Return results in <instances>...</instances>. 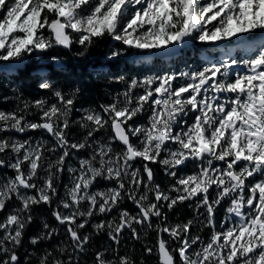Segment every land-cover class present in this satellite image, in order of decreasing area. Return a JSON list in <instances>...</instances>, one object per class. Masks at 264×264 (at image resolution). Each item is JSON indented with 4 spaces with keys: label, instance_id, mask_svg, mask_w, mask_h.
I'll use <instances>...</instances> for the list:
<instances>
[{
    "label": "rangeland",
    "instance_id": "rangeland-1",
    "mask_svg": "<svg viewBox=\"0 0 264 264\" xmlns=\"http://www.w3.org/2000/svg\"><path fill=\"white\" fill-rule=\"evenodd\" d=\"M42 7L59 17L68 28V35L72 38L84 39L102 31H108L115 39L135 48L131 57L136 60L135 63L141 62L144 67H148L150 62V55L144 52L161 46L165 38H172L170 31L172 23L169 20L171 18L176 20L175 15L186 16V25L196 33V41L201 46L212 49V53L202 52L200 54L203 62L198 68L171 69L165 75L160 76L157 81L151 70H147L146 75L139 80L138 84L135 85V81L130 79L126 85L127 89L120 91L128 96V91L136 86V90L131 91L136 95H133L130 101L127 97H119L107 102V112L111 114L109 123L117 119L124 123V127L132 136L133 149L140 159L153 158L155 153L162 148L161 138L164 135H171L174 138L182 137L181 133L170 134L166 125L170 121H177L182 114L181 111L191 108V100L195 98L196 83L202 76L212 79L213 89L208 97H199L200 108L205 106L211 111H216L222 94L235 93L234 90L243 87L246 82L253 83L260 78L261 96L264 94L262 80L264 75V0H0V73L13 75L15 68H7L4 65L21 56L27 58L28 63L63 66V61L58 56L45 55L49 47H52L53 36L52 33L45 32L48 19L41 15ZM256 44L258 46H255ZM116 51L117 49L114 52ZM39 69L43 71V74L46 73L44 68ZM97 70L94 69L93 73L98 74ZM148 102L151 109L149 116L145 117V123L134 122V112L138 110L143 112V107ZM38 109L40 118L52 122L57 127V131L61 133L62 123L60 121L65 120V108L60 107L58 110L39 105ZM79 111L84 113L83 120L88 121L89 119L102 127H99L101 133L95 137V141L90 139L89 142L92 148L87 150L92 151L93 157L87 158V152L83 158L75 157L77 146L71 155L72 145L70 143L69 147L68 144H64V148L60 147L55 152L59 155L58 160H63V167H66L65 173L68 178V182L63 185L64 193L61 194L59 201L62 217L67 222H73L74 218L79 219L76 228L82 225L83 217L89 216L96 198L102 196L97 210L100 214L103 211L102 208L105 209L108 202H112L111 199L117 196V189L106 185L100 190L93 189L94 185L89 184L90 178L98 174L96 179H99V184L100 181L105 183V174L118 179L119 175L115 174V171L127 170L130 166L127 162L125 148H118V145L111 143L112 137L107 133L108 118L103 114L99 115V110L94 106H87ZM49 112L54 115L55 119L47 116ZM137 116L142 118L143 113L138 112ZM210 120L209 115L200 111V127L194 143L203 146L211 140L218 139L223 144L214 155L237 158V153H240L237 146L244 140L245 135L242 129L239 126L227 129L225 119H221L220 127L202 126L203 122L209 124ZM15 124L16 122L13 123ZM30 125L32 124L28 126ZM9 126L10 124L8 128ZM20 126L23 127L24 124L21 123ZM33 127L38 128L35 123ZM191 133V131L187 133L188 137L192 136ZM88 134L89 131L80 140H85ZM261 135L263 136L261 155L264 156V112L261 114ZM7 138L8 142L7 140L2 141L0 153L10 150L12 153L17 152L18 158H14L12 164L8 165L14 176L9 173L3 177L0 174V206L3 205L4 199L9 202L14 200L21 205L30 200L34 201V197L36 200H46L49 168L38 176L40 180L38 186L30 180V175L35 168H38L34 161L38 150L36 146H33L34 140L29 138L30 145L23 144L24 149L20 150L21 143L17 139L10 138V136ZM99 143L110 148L107 153L105 149L99 152ZM241 144L245 151H250L254 147L251 143ZM224 148L228 151L225 152ZM166 150L170 152L172 149L167 148ZM78 151L81 153L80 148ZM182 153H168L166 156L168 164L173 163L179 158L178 154ZM7 158L4 156L5 160ZM1 159L2 157L0 168L5 166L4 160ZM99 161L104 167L101 172H97L99 168L96 170L94 167L97 162L99 164ZM22 162H26V169L19 172ZM205 163L208 165V160H205ZM261 164L264 165V157L261 158ZM54 165L55 161L52 163L53 177L57 176L62 168L60 166L55 169ZM211 171V167L202 170L204 174ZM165 174L168 176L169 171ZM132 178L131 175L130 183H132ZM141 197V202H143L145 195ZM156 197L160 200L162 195H157L156 192ZM75 198L84 201L85 209H80L74 216V213L69 210H74L71 199ZM144 208L150 211L152 203ZM122 215L127 222L126 213L123 212ZM15 221L16 219L11 215L0 216V245L10 238L9 231ZM90 226L96 228L99 224L94 221ZM261 239L263 240H251L257 245L256 252L249 258L240 256V260H231L230 257V254L234 252L235 246L232 245L234 240L230 242L221 240L222 243L215 246L210 240L201 249L189 250L186 246L183 247V242L175 240L174 249L179 264H207L209 262L212 264H264L263 214L261 215ZM226 241L231 247L225 243ZM224 246H227L228 251L222 253ZM100 263L111 264V260L105 256L100 259Z\"/></svg>",
    "mask_w": 264,
    "mask_h": 264
},
{
    "label": "trees",
    "instance_id": "trees-1",
    "mask_svg": "<svg viewBox=\"0 0 264 264\" xmlns=\"http://www.w3.org/2000/svg\"><path fill=\"white\" fill-rule=\"evenodd\" d=\"M41 15L47 17L48 21L57 17L55 13H49L45 7H42ZM173 31L176 35L173 42L153 49L155 53L152 65L157 70H162L163 65L171 60L173 62L183 59L190 61L200 50L192 43L187 28H181L178 25V28H173ZM116 49L118 55L110 58ZM53 50L64 63L61 67L50 65L49 73L46 75L47 77L49 75L56 90L55 103L60 105L62 101H71L64 123V133L66 135L71 133V138H74L72 134L74 133L79 139L86 132L91 131L87 138L93 139L99 134V127L102 126L92 124L86 119H79V113L74 109L95 106L104 111V106L114 92L125 89L133 75L136 76L135 81H138L146 69L135 65L129 59L132 50L119 40H115L108 31H102L84 39L74 38L69 46L64 48L55 45ZM165 55L170 58L164 60ZM95 65L106 67L104 70H97L98 74H95L92 68ZM20 76L23 78L22 95H19L21 90L16 81L17 77L13 82H7V94L12 97L7 100V108L9 111L16 112L17 107L22 106V115L28 116L32 113L35 120L39 121L41 119L38 116L39 113L34 109L36 98L43 99L46 94V102H49L52 98L50 89L38 87V76L28 74L27 69ZM12 83H14L13 88H11ZM2 84L3 82L0 81V86ZM24 98H28V102ZM103 114L106 115L107 111ZM83 122H85L84 126ZM84 127H87V130ZM107 128L110 132L109 121ZM92 129L96 130L92 131ZM114 143L117 144L116 141ZM1 154L9 155V159L13 156L10 150ZM0 173L5 177L12 172L10 168L4 166L1 167ZM138 173L139 178L142 177L144 181L148 179V175L152 178L156 177V182L160 186H164L167 179L157 161L139 163ZM62 179H64V173L54 178L55 190L47 193L49 198L45 201L30 200L25 205H21L14 200L12 202L3 200L0 216L13 215L16 221L9 231L10 238L0 245V264H101L100 259L105 256L110 258L111 264H160L156 254L157 241L162 231L160 217L154 223L149 224L148 221L142 224L137 223L135 228H133L134 224H127L120 217L121 209L133 212L134 200L137 199L139 191L129 184L128 178V181L124 179L125 187L118 197V205L108 207L96 216L95 222L99 223V227L91 228V217L84 222L85 225L80 226L81 240H74L68 232V237L65 235L64 229L67 228V223L62 218L58 203L61 194L64 193ZM112 183L114 182L109 179L108 184ZM190 211L192 210L187 204L181 202L176 203L170 210L164 209V214L169 220L185 222L188 216L192 215ZM117 227L120 231H116ZM188 229L191 233L193 230L201 234L209 232V229L202 225L189 224Z\"/></svg>",
    "mask_w": 264,
    "mask_h": 264
},
{
    "label": "water",
    "instance_id": "water-1",
    "mask_svg": "<svg viewBox=\"0 0 264 264\" xmlns=\"http://www.w3.org/2000/svg\"><path fill=\"white\" fill-rule=\"evenodd\" d=\"M48 30L53 33V39L56 42V44H60L61 42H64L65 45H68L70 42L69 37L66 34V28L65 25L60 22L59 20L52 21L48 25ZM22 62V60H20ZM206 81H204L205 83ZM41 128L46 130L47 132L53 131V126L49 122H42L40 124ZM112 131L114 133V136L116 139L123 145L127 147V158L130 161H134L136 158L135 153L132 151L130 144H129V137L126 134L125 129L122 128L121 123L119 121H116L112 124ZM202 153H208V150L204 148L199 155ZM253 248L250 250L252 251ZM159 257L162 264H173V260L169 255V252L167 251L166 247L163 246L162 242H159Z\"/></svg>",
    "mask_w": 264,
    "mask_h": 264
},
{
    "label": "flooded vegetation",
    "instance_id": "flooded-vegetation-1",
    "mask_svg": "<svg viewBox=\"0 0 264 264\" xmlns=\"http://www.w3.org/2000/svg\"><path fill=\"white\" fill-rule=\"evenodd\" d=\"M27 61L29 62V60H27V58H24V62H26V64H27ZM17 62V61H16ZM16 62H15V64H16ZM16 65H20L19 63L18 64H16ZM28 65V64H27ZM19 67H21V66H19ZM25 67V64H24V66H22L21 68H20V71L19 72H21L22 70H23V68ZM19 70V69H18ZM2 79L0 78V81H1ZM22 84H23V79L19 82V89L21 90V86H22ZM7 90V88L5 87V83L4 84H2V86H0V114L2 115V121H4L5 119V116H6V114L8 113V111H7V109H6V99H7V94H6V91ZM19 95H22V90L19 92ZM17 112L19 113V116L21 115V113H22V106H18V109H17ZM18 116V117H19ZM5 125V124H4ZM0 126H3V124H1ZM6 131V130H5ZM3 130H2V132H1V136H0V138L1 137H4V141L6 140V135H3ZM51 137L53 136V135H50ZM2 142V140L0 139V143ZM24 166V167H23ZM22 169L24 170L25 169V165H24V163H22ZM39 173V174H38ZM42 175V171H41V168H35V170H34V175L32 176L33 178H34V181H35V183L36 184H39V180H38V176H41ZM50 181V180H49ZM51 185V184H50Z\"/></svg>",
    "mask_w": 264,
    "mask_h": 264
},
{
    "label": "bare ground",
    "instance_id": "bare-ground-1",
    "mask_svg": "<svg viewBox=\"0 0 264 264\" xmlns=\"http://www.w3.org/2000/svg\"><path fill=\"white\" fill-rule=\"evenodd\" d=\"M27 30V29H26ZM21 31H23V30H21ZM47 72L48 71H46V73L45 74H43V77L45 78V77H47L46 75H47ZM26 145V144H25ZM109 148V147H108ZM110 149V148H109ZM110 152V151H109ZM96 158V157H95ZM92 163V162H91ZM95 163V162H94ZM95 167V169H96V166H94ZM97 170V169H96ZM97 172H99L98 170H97ZM39 174V173H38ZM98 176V174H96L95 176H94V178H95V180H96V177ZM91 178H93V177H91ZM29 184V183H28ZM179 245V244H178ZM177 246V245H176Z\"/></svg>",
    "mask_w": 264,
    "mask_h": 264
}]
</instances>
